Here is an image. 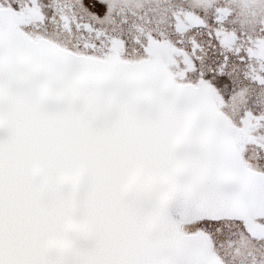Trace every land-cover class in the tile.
I'll use <instances>...</instances> for the list:
<instances>
[{"label": "snow or ice", "instance_id": "1", "mask_svg": "<svg viewBox=\"0 0 264 264\" xmlns=\"http://www.w3.org/2000/svg\"><path fill=\"white\" fill-rule=\"evenodd\" d=\"M0 264H264V0H0Z\"/></svg>", "mask_w": 264, "mask_h": 264}]
</instances>
